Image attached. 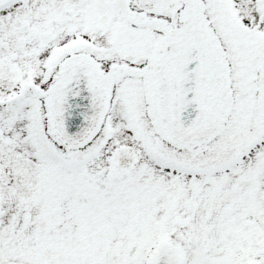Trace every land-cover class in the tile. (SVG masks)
<instances>
[{"label": "snow or ice", "instance_id": "6c2138e0", "mask_svg": "<svg viewBox=\"0 0 264 264\" xmlns=\"http://www.w3.org/2000/svg\"><path fill=\"white\" fill-rule=\"evenodd\" d=\"M0 264H264V0H0Z\"/></svg>", "mask_w": 264, "mask_h": 264}]
</instances>
